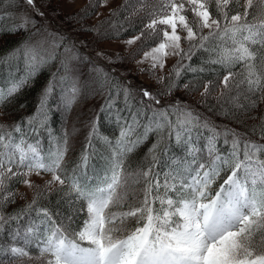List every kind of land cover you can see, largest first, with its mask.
Masks as SVG:
<instances>
[{
  "label": "snow or ice",
  "instance_id": "1",
  "mask_svg": "<svg viewBox=\"0 0 264 264\" xmlns=\"http://www.w3.org/2000/svg\"><path fill=\"white\" fill-rule=\"evenodd\" d=\"M26 2L33 5L34 0ZM106 2L104 0V5ZM145 3L146 0H125L122 7L130 10L126 19L130 21L132 15L143 11ZM239 3L240 0H156L147 12L149 22L126 44L132 45L142 38L152 41L155 46L145 51L137 63L150 60L153 70H162L168 56H177L180 61L185 57L190 59L193 49L207 51L210 45L219 41L211 49L216 57L209 63L220 65L225 74L221 77L216 72V79L204 82L201 97L206 102L215 91L218 92L217 101H224L231 109H254L264 102V0H244L243 12H234L231 5ZM84 12L87 14L88 9ZM188 13L192 14L191 19ZM28 23L30 21L25 19L21 27ZM205 29L208 30L206 34ZM182 42L188 44L187 50L181 46ZM31 51L25 48V52ZM31 59L36 57L33 55ZM236 65H241L243 71H233ZM174 71L179 78L178 68ZM238 76L242 78L237 79ZM24 82L14 85L7 93L0 91V105ZM175 86L174 82L169 85V93ZM183 86L190 91L200 87L188 83ZM50 91L51 86L41 99L37 116L28 118L30 126L42 115L41 109ZM142 91L145 98L160 103L147 89ZM124 95L127 99L129 91L124 90ZM241 96L246 104L239 102ZM231 109H225V114ZM184 114L186 126L200 123L198 114L191 110H185ZM261 121L260 135L264 139V117ZM21 127L22 124L17 123L7 130L0 124V207L3 202H12L15 198L10 188L14 179L28 188L38 187L29 177L33 174L39 177L41 172L51 173L46 188L58 182L67 186L58 190L64 191L72 200L86 201L88 219L82 229L73 233L76 239L66 235L67 230L62 226L55 225L45 209H41L44 218L51 221L47 235L41 238L35 225H28L23 232L17 230L16 235L26 246L35 240L38 253L35 259L43 264H264V158H261L264 144L242 140L232 129L220 133L214 128V135L208 141V153L211 155L216 151L215 141L223 134L225 143L228 136L233 137L229 157L216 155L213 166L202 174L203 164L192 169L195 175L191 172L166 173L163 184L153 174L152 166L141 169L132 175L135 183L143 181V195L138 205H131L128 204V178L121 175L122 159L116 162L111 176H106L103 183L95 186L82 183L75 170L71 174L65 170V149H58L45 158L32 144L25 147L23 139L17 142L14 134L19 133ZM164 127L162 123L156 125L157 130ZM130 129L129 125L128 130L121 132V137L129 135ZM152 130L147 129L145 135ZM176 138L179 141V133ZM138 142L125 146L124 152L131 151ZM118 143L122 144L123 139ZM157 147L153 145L150 152ZM240 149L243 158H240ZM195 151L190 149L193 157ZM155 161L153 156V164ZM222 170H228L229 174L212 193L211 185ZM40 195L38 192L37 196ZM157 202L159 207H155ZM32 204H36L35 197ZM125 206L127 210L113 211ZM3 220L0 215V221ZM131 222L136 226L129 228ZM10 253L12 257L31 258L26 247H12ZM7 255L0 251V257ZM0 264H4L3 259Z\"/></svg>",
  "mask_w": 264,
  "mask_h": 264
},
{
  "label": "rangeland",
  "instance_id": "2",
  "mask_svg": "<svg viewBox=\"0 0 264 264\" xmlns=\"http://www.w3.org/2000/svg\"><path fill=\"white\" fill-rule=\"evenodd\" d=\"M1 1H4L11 9L5 14V18L7 19L5 22L6 25H9L12 29L25 30L27 34L25 48L27 47L32 50L31 53L25 52L26 68L24 76H22L23 80L28 74H32L40 66L57 57V63L63 65V67L65 66L66 73H69V76H71V87L73 83L77 87L79 85L77 81L80 82L82 77L88 81V85L86 84L87 89L78 95V100L74 103L72 112L68 117L66 116L67 119H64V124L68 125L70 129L75 128V131L70 132L72 134V140L75 139V141H78L82 130L85 131V129L89 130L91 126L94 127L96 114L106 104L113 103V99L119 97V95H121L119 99L125 102V105H129V101H133L140 106H146L148 110L149 108L153 109L152 111L156 110L160 115L167 117L168 115L171 116L168 112L169 107L177 109L174 110L175 116L173 118L178 123L177 127H175V137L179 133V140L183 145L182 149L185 150V154L184 156L176 157L177 159L173 158V161L169 158V164L166 165L161 184H163L166 173L191 172L192 175H195L192 169H196L198 165L203 164L204 168L200 169L202 174L203 171L209 170L213 166L216 155L226 158L231 155L232 151L223 153L217 149L211 155L208 153L207 146L210 136L207 132L214 128L223 129L224 126V124H220L216 128L214 121H212L213 119L229 120L231 124L235 125L242 123L244 126H252L260 122L261 118L264 117V102L259 103L256 108L248 111H244L243 109L239 110L242 114L238 115V118L237 113L235 114L233 112L236 109H231V105L224 103V101H217L216 96L218 92L214 91L213 95L208 97L205 102L200 95L203 91V84L191 91L184 88L183 85L186 83L198 85L197 83L185 82L178 84V78L175 75L174 68H178L180 71L187 57L180 61V58L177 56H168L165 67L162 70H153L150 60L137 63V61L142 59L143 53L149 51L150 47L155 45L152 41H144L143 38L132 45L126 44V41L139 35L143 26L149 22L147 12L152 5L156 4V0H146L144 10L132 15L130 21L126 19V17H129L130 10L126 11L122 7L125 0H107L106 5H104V0H34L33 5H29L26 0H0V3ZM243 4L244 0H240L238 5H231V7L233 11L239 10L243 12ZM137 7L139 8L140 5H137ZM85 9H88L87 14L84 12ZM113 12L116 15H112ZM188 15L191 19L192 14L188 13ZM257 18L260 19L261 17ZM25 19L29 20L30 23L21 27ZM136 22L139 24L137 27L139 30L137 32L119 37L128 25H133ZM204 32L206 34L208 30L205 29ZM181 35H184V33H181ZM181 46L186 50L188 48L186 42H182ZM211 52L215 54V51L212 50ZM98 53H102L103 55H98ZM33 55L36 57L35 60L31 59ZM206 55V58L212 59L208 54ZM178 61H180V65L182 66L178 65ZM83 65L87 68L86 71L82 70ZM160 77H164L165 79L161 81L159 79ZM238 77L237 79H240ZM105 81H109L108 84ZM173 82L176 86L172 87L169 93V85ZM14 85L16 84H10V86L0 89V91L7 93L8 89ZM109 87L110 90H103ZM144 89H151L158 96L160 103L156 104L153 100L145 98L142 91ZM124 90L129 91L127 99L125 98ZM75 93L76 88L75 92L70 91L69 94L61 93L58 98L63 99L65 97L68 99L70 95H74ZM233 95H235V92ZM239 102L241 104L247 103L243 96L240 97ZM222 104L223 107L221 106ZM225 109L231 110L228 114H225ZM185 110H191L193 113L198 114L200 123L194 126H186L184 124V121L187 119L184 114ZM217 110H220V112ZM128 112L135 114L134 110L128 109ZM83 114L84 116L87 115V117H84ZM13 118L12 115L5 114L0 109V124H11L14 120ZM134 122L137 123V119H134ZM150 123L152 124V121H149ZM165 123L167 124L168 121ZM192 128L198 131L193 133ZM224 129H226L225 126ZM254 138L256 140L252 139L251 141L264 144V139L260 137ZM198 139L199 142L201 140L200 150L204 154L203 160L195 167L185 168L183 166L186 163L184 159L187 160L191 157L190 149L196 148L195 141ZM127 145H129L128 139L123 144H120V147L124 148ZM240 158H243V155L240 154ZM261 158H264V156ZM13 170L15 171V168ZM225 171L222 170L211 185L210 190L212 193H215L219 185L223 183V180L227 178L229 173L225 177H222ZM158 178L160 179V177ZM29 179L35 185H38V187L28 188L15 179L11 182L10 188L15 193V198L12 202H3V206L0 207V215L6 216L8 209L19 204L32 205L34 197L36 201L41 198V195L37 196L38 192L41 194L48 193L61 187L58 182L48 188L45 187L46 182L51 179V173L41 172L39 177L33 174ZM134 183V181L129 182L128 185L134 187ZM137 186L140 188L136 184V188ZM138 191L140 192V189ZM76 203H73L72 199H68L67 202L56 209L62 225L67 227L68 230H72L69 233L75 239L76 237L73 233L82 229L85 222L82 223L79 230L73 231V220L75 219L78 208ZM122 210H127L126 206ZM5 219L6 217H4ZM87 219L88 214L86 209L85 220ZM44 232L45 234H43V230L38 231V235L43 238L47 235L48 231L44 230ZM32 243L26 246L25 241L22 239L20 245H12L8 249L10 253L12 247H26L31 258L14 257L15 259L12 261H4V264H43L42 261L35 259L38 254L35 240Z\"/></svg>",
  "mask_w": 264,
  "mask_h": 264
},
{
  "label": "trees",
  "instance_id": "3",
  "mask_svg": "<svg viewBox=\"0 0 264 264\" xmlns=\"http://www.w3.org/2000/svg\"><path fill=\"white\" fill-rule=\"evenodd\" d=\"M10 10V7H8L4 1H1L0 89L7 88L10 84L17 85L21 81L25 82L12 97L7 98L5 102L0 105V109L3 113L14 117L11 124H2L7 130H10L17 123L22 124L21 131L14 134L17 142L23 139L25 141V146L27 144H32L37 148L38 153L45 158L55 154L58 149H65L63 160L65 170L69 174L75 170L76 175L80 178L82 183L92 186L103 183L106 176H111L116 162L121 159L123 161L121 165V175L122 177L128 178V183L135 180V177L132 175L133 173L141 169H147L149 166H152L153 174L160 177L159 180L161 181L164 177L163 174L165 173L166 165L169 164V158L170 160L173 158L177 159L176 157L184 156L185 154V150L182 149L183 145L180 143V140L178 141L175 137V127H177L178 123L173 120V118L175 116L174 110L177 109L169 107L168 112L171 116L168 115L167 117L160 115L156 110L152 111L153 109L150 108L148 110L146 106H140L133 101H129V105H125V102L119 99L121 96L119 95V97L113 99V103L109 105L106 104V106H103L99 113L96 114L94 133L92 132L93 126H91L89 130H82V134L78 141H75V139L72 140V134H70V132L75 131V128L70 129L68 125L64 124V119H67L68 115L72 112L73 105L78 100V95L83 93V90L85 92L87 89L88 81L82 77L80 82L77 81L79 84L77 87L74 83L71 87V76H69V73H66L65 66L63 67V65L57 63V57H54L51 61L40 66L32 74H28L23 80L22 76H24L26 68L24 50L27 34L25 30H13L12 27L6 25L5 22L7 19L5 18V14ZM235 11L236 10H234V12ZM138 26L139 24L137 22L133 25H128L119 37L137 32L139 30L137 28ZM219 43V41L215 42V44ZM215 44L210 45V50L207 51L200 48L194 49L190 54V59L187 58L179 71L180 75L177 79L178 84L193 82L201 85L209 79H216V72H219L220 75L225 74L220 65L211 64L209 63L210 59L206 58V54L212 59L216 57V53L214 54V52H211ZM192 69H195V71ZM200 69L204 71H200ZM82 70L86 71L87 68L83 65ZM233 71L242 72L243 69L241 65H236ZM108 82L105 81L106 84H108ZM49 86H51V91L48 93L46 103L41 109L42 115L38 116L34 124L30 126L28 118L37 116V110L41 108V99ZM75 88L76 93L70 95L68 99L65 97L63 99L58 98L61 93L69 94L70 91L75 92ZM107 89L110 90V87L104 88L103 90L105 91ZM148 91L159 99L151 89ZM128 109L134 110L135 114H132V112L129 113ZM217 111L220 112V110ZM233 112L235 114L237 113V116L242 114L241 111L237 110ZM84 117H87V115ZM134 119H137V123L134 122ZM149 121H152V124H149ZM166 121H168L167 124L165 123ZM212 121H214L216 128H218L220 124H224L226 129L235 130L240 134L242 140H252L255 139L254 137L261 138V120L252 126H244L242 123L237 125L231 124L229 120L213 119ZM158 123L165 125L163 130L156 129ZM129 125L131 126L129 135L122 138L121 132L128 130ZM169 125H171V127H169ZM224 126L223 129L216 130L223 133ZM149 128L153 130L147 131V135H145L146 130ZM253 129H255V131H253ZM191 130L193 133L198 131H195L194 128ZM169 133L171 134L169 135ZM207 134L211 137L214 135V132L213 130H209ZM122 139L123 142L126 141V139L129 140V145L127 146H130L134 140L139 142L135 144V147H133L131 151L124 152V148L120 147L121 143H118L122 141ZM225 139L223 134L217 137L215 141L216 149L219 152L229 153L232 151L233 138L228 136L227 143H225ZM195 143V157L191 155L187 160L184 159L186 163H184L183 166L185 168H191V166L195 167L203 160L204 154L200 150L201 140L199 142L198 139ZM153 145H158V147L155 151L150 152ZM239 152L243 155L241 149ZM121 153H123V155H121ZM153 156L156 157L155 164H153ZM193 158H195L194 164L192 163ZM228 173L229 171L226 170L222 177H225ZM134 184V187L128 185V204L138 205L143 195L142 190L144 183L141 180L140 183ZM136 184L139 185L140 188L138 186L136 188ZM61 187L66 189L67 186ZM58 189L48 193H42L41 198L36 201V204H32L31 207H29V205L19 204L8 209L6 216H3L6 217V219L0 221V251L8 253V255L6 257H0V259L7 262L15 259L10 255L8 249L12 245H20L22 243L21 237L16 235L17 230L19 229L23 232L29 224L35 225L39 232L43 230V234H45L44 230L48 231L51 227V221H54L55 225L62 226L67 230L65 233L66 235L75 239L69 233V231L72 230H68L67 227L62 225L60 216L56 211L58 207H61L63 203L67 202L71 197L65 195L64 191ZM138 189H140V192ZM161 194H163V188H161ZM72 201L73 203L77 202L76 204L78 205L72 228L73 231H76L80 229L82 223L85 221L86 201ZM155 207H159L158 202ZM41 209L47 210L51 217V221L44 218ZM118 210L122 209H113V211ZM135 226L134 222L129 223V228Z\"/></svg>",
  "mask_w": 264,
  "mask_h": 264
}]
</instances>
